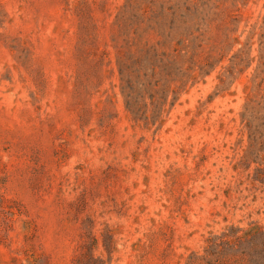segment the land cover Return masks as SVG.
<instances>
[{"label":"rangeland","instance_id":"1","mask_svg":"<svg viewBox=\"0 0 264 264\" xmlns=\"http://www.w3.org/2000/svg\"><path fill=\"white\" fill-rule=\"evenodd\" d=\"M229 226L264 230V0H0V264H202Z\"/></svg>","mask_w":264,"mask_h":264},{"label":"trees","instance_id":"2","mask_svg":"<svg viewBox=\"0 0 264 264\" xmlns=\"http://www.w3.org/2000/svg\"><path fill=\"white\" fill-rule=\"evenodd\" d=\"M125 103L129 100L125 99ZM198 259L202 264H264V230L257 226H229L221 234L206 239Z\"/></svg>","mask_w":264,"mask_h":264}]
</instances>
